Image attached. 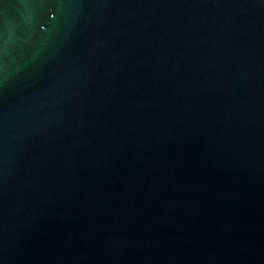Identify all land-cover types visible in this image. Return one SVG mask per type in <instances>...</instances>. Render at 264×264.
Instances as JSON below:
<instances>
[{
	"label": "water",
	"instance_id": "1",
	"mask_svg": "<svg viewBox=\"0 0 264 264\" xmlns=\"http://www.w3.org/2000/svg\"><path fill=\"white\" fill-rule=\"evenodd\" d=\"M0 264H264V0H0Z\"/></svg>",
	"mask_w": 264,
	"mask_h": 264
}]
</instances>
